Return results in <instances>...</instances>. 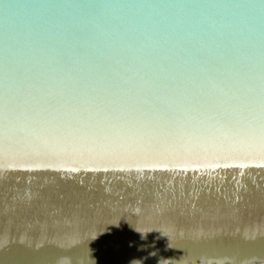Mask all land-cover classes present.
<instances>
[{"label":"water","instance_id":"1","mask_svg":"<svg viewBox=\"0 0 264 264\" xmlns=\"http://www.w3.org/2000/svg\"><path fill=\"white\" fill-rule=\"evenodd\" d=\"M0 264H264V0H0Z\"/></svg>","mask_w":264,"mask_h":264}]
</instances>
